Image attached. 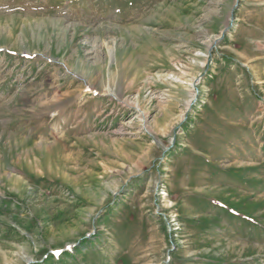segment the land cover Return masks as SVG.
<instances>
[{"label":"rangeland","instance_id":"374dc122","mask_svg":"<svg viewBox=\"0 0 264 264\" xmlns=\"http://www.w3.org/2000/svg\"><path fill=\"white\" fill-rule=\"evenodd\" d=\"M0 264H264V0H0Z\"/></svg>","mask_w":264,"mask_h":264}]
</instances>
